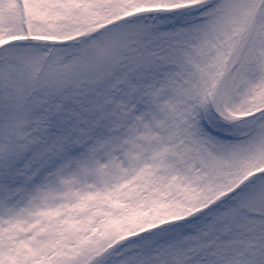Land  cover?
Listing matches in <instances>:
<instances>
[{"label": "snow or ice", "instance_id": "6c2138e0", "mask_svg": "<svg viewBox=\"0 0 264 264\" xmlns=\"http://www.w3.org/2000/svg\"><path fill=\"white\" fill-rule=\"evenodd\" d=\"M0 264H264V0H0Z\"/></svg>", "mask_w": 264, "mask_h": 264}]
</instances>
